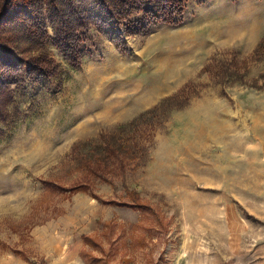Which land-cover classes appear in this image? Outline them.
I'll return each instance as SVG.
<instances>
[{"label":"rangeland","instance_id":"rangeland-1","mask_svg":"<svg viewBox=\"0 0 264 264\" xmlns=\"http://www.w3.org/2000/svg\"><path fill=\"white\" fill-rule=\"evenodd\" d=\"M263 38L264 0H188L127 52L47 42L0 123V264H264Z\"/></svg>","mask_w":264,"mask_h":264},{"label":"trees","instance_id":"trees-1","mask_svg":"<svg viewBox=\"0 0 264 264\" xmlns=\"http://www.w3.org/2000/svg\"><path fill=\"white\" fill-rule=\"evenodd\" d=\"M187 4L188 0H0V123L12 121L8 107L26 78L38 80L59 72L47 42L76 67L85 55L88 28H97L127 52L126 37L147 34L159 24L180 23ZM263 45L264 38L259 48ZM93 177L102 174L93 171ZM49 189L58 188L49 183ZM84 257L85 263L93 264L91 256Z\"/></svg>","mask_w":264,"mask_h":264}]
</instances>
